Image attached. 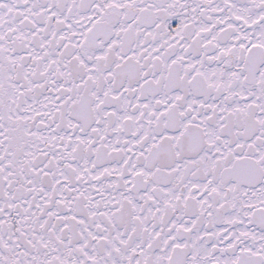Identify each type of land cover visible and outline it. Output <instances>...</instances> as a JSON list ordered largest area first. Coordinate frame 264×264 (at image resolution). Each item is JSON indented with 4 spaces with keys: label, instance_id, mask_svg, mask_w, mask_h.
<instances>
[{
    "label": "snow or ice",
    "instance_id": "6c2138e0",
    "mask_svg": "<svg viewBox=\"0 0 264 264\" xmlns=\"http://www.w3.org/2000/svg\"><path fill=\"white\" fill-rule=\"evenodd\" d=\"M0 264H264V0H0Z\"/></svg>",
    "mask_w": 264,
    "mask_h": 264
}]
</instances>
